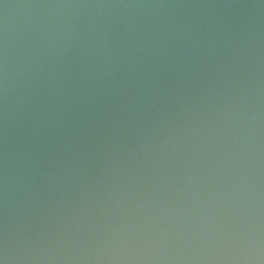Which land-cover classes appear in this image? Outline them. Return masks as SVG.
I'll use <instances>...</instances> for the list:
<instances>
[{"label":"water","instance_id":"1","mask_svg":"<svg viewBox=\"0 0 264 264\" xmlns=\"http://www.w3.org/2000/svg\"><path fill=\"white\" fill-rule=\"evenodd\" d=\"M0 264H264V0H0Z\"/></svg>","mask_w":264,"mask_h":264}]
</instances>
